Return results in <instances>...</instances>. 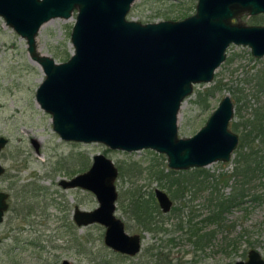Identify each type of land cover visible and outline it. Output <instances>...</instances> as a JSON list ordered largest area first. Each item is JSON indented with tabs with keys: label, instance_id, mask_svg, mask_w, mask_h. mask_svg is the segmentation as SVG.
Returning a JSON list of instances; mask_svg holds the SVG:
<instances>
[{
	"label": "rangeland",
	"instance_id": "374dc122",
	"mask_svg": "<svg viewBox=\"0 0 264 264\" xmlns=\"http://www.w3.org/2000/svg\"><path fill=\"white\" fill-rule=\"evenodd\" d=\"M196 2L135 0L127 19L142 23L179 21L195 12ZM75 16L76 10L68 19L44 23L35 38L37 51L57 63L66 61L73 53L70 34ZM250 17L243 15L236 21L248 24ZM44 77L28 54L26 40L0 17V136L8 140L0 151V164L5 169L0 191L8 194L9 204L0 224V264H61L63 259L75 264H230L245 260L252 248L264 257V198H244L224 215L223 227L202 248L194 246L189 231L208 213L206 196L212 186L217 194L227 195L232 190L234 178L227 184L224 179L239 159V141L228 162L173 170L167 166L165 154L154 150L127 152L97 142L62 140L52 128L51 115L36 102V90ZM205 93L209 94L206 100ZM226 95L234 106L229 129L239 139L252 130L257 145L254 159L264 160V142L261 137L256 139L253 131L255 114L264 115V56L254 57L247 46L231 44L213 80L194 86L180 106L177 135H194ZM242 151L252 153L248 146ZM96 154L109 158L118 170L115 214L124 222L126 232L141 237V250L134 256L107 247L102 225L76 226L74 207L90 211L98 201L89 190L59 185L60 180L87 170ZM156 172L163 176L161 182L155 180ZM258 174L249 185L255 187L251 192L264 190V172ZM169 179L179 188L185 185L183 195L176 193L175 186L168 187ZM155 188L166 192L173 203L169 212L161 211L154 229H145L131 217L129 204L139 195L154 196ZM198 228V233L206 234L214 227L199 223L194 229Z\"/></svg>",
	"mask_w": 264,
	"mask_h": 264
},
{
	"label": "water",
	"instance_id": "95a60500",
	"mask_svg": "<svg viewBox=\"0 0 264 264\" xmlns=\"http://www.w3.org/2000/svg\"><path fill=\"white\" fill-rule=\"evenodd\" d=\"M134 1L0 0V17L26 40L30 58L44 73L36 102L51 115L52 128L62 140L97 142L127 152L154 150L165 154L173 170L228 162L239 141L228 127L234 114L230 97L224 96L190 137L177 135L178 112L195 85L213 80L231 44L249 47L254 57L264 56V24L236 21L264 14V0H197L190 16L152 23L127 19ZM75 10L71 56L57 63L40 54L35 38L42 24L68 19ZM7 142L0 136V151ZM117 174L109 158L96 154L87 170L59 185L89 190L98 201L90 211L74 207L76 226L102 225L107 247L134 256L141 250V237L126 232L115 215ZM154 196L160 210L169 212L173 202L167 193L155 188ZM7 199L0 191V224ZM61 264L75 263L63 259ZM230 264H264V258L252 248L246 260Z\"/></svg>",
	"mask_w": 264,
	"mask_h": 264
},
{
	"label": "trees",
	"instance_id": "16d2710c",
	"mask_svg": "<svg viewBox=\"0 0 264 264\" xmlns=\"http://www.w3.org/2000/svg\"><path fill=\"white\" fill-rule=\"evenodd\" d=\"M263 21L264 14H260L257 16H251L248 20V24H259ZM218 86L219 85L216 87ZM208 95V93H205L203 99L206 100ZM198 96L201 98L202 94L198 92ZM255 119L256 124L254 128H256V130H253L254 135L256 136V139L261 137V141L264 142V115L259 116L255 114ZM246 137L249 140H247ZM246 137H240L239 148L241 149L237 151L239 159L236 161V165L232 174L228 177V179H224V183L227 184L230 178H234L235 184L232 186V190L227 195L217 194L216 188L212 186L207 193L206 200L208 201V213L206 214L205 218L201 221H198L197 224L201 223L207 226H213L214 228L207 231L206 234L198 233L201 228L196 230L194 229L195 225L197 224L191 226L189 229L190 233H192L191 238L193 237V244L198 248H202L203 245H207V243L211 242L215 236V233L218 231V228L223 227L222 224L225 221L224 215L228 213L233 207L239 206L244 198L248 196H251L252 200H260L261 198H264V190L258 193L256 189H254L251 192V189L255 187L252 188L249 186L252 180L257 177L259 172H264V160H260V158L254 159V154L257 153V150L254 149L257 145L254 143L255 140L252 130L247 132ZM251 139H253V141H250ZM248 141L251 145L248 144ZM247 146L252 151V157L251 154L247 155V153L242 151ZM156 173L155 180L161 182L162 179H164L162 178L163 176H161L159 172ZM168 184L169 188L175 186L176 191H178L176 193L183 195L185 185L182 184V186L179 188V185L174 184L172 180L170 181V179ZM129 210L131 212V217L137 219L139 221L138 223L143 225L142 227L145 229H154L158 223L156 218L162 215V212L159 209L152 193L149 197L139 195L138 197L133 198L129 204ZM200 227H202V225Z\"/></svg>",
	"mask_w": 264,
	"mask_h": 264
},
{
	"label": "flooded vegetation",
	"instance_id": "af4514ba",
	"mask_svg": "<svg viewBox=\"0 0 264 264\" xmlns=\"http://www.w3.org/2000/svg\"><path fill=\"white\" fill-rule=\"evenodd\" d=\"M4 172H5V169H4ZM118 195V194H117ZM116 202V201H115ZM157 202V201H156ZM158 204V203H157ZM9 207V206H8ZM115 210H116V205H115ZM5 214V213H4ZM116 215V214H115ZM4 218V217H3ZM119 218V217H118ZM1 240V238H0ZM1 243V242H0ZM246 258H247V254H246ZM264 258V257H263ZM246 260V259H245Z\"/></svg>",
	"mask_w": 264,
	"mask_h": 264
},
{
	"label": "bare ground",
	"instance_id": "6f19581e",
	"mask_svg": "<svg viewBox=\"0 0 264 264\" xmlns=\"http://www.w3.org/2000/svg\"><path fill=\"white\" fill-rule=\"evenodd\" d=\"M43 25V24H42Z\"/></svg>",
	"mask_w": 264,
	"mask_h": 264
}]
</instances>
